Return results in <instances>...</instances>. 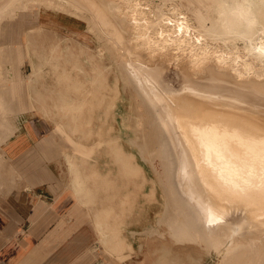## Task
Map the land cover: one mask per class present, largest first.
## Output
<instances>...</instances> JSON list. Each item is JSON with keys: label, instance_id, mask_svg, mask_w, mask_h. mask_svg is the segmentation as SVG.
<instances>
[{"label": "bare ground", "instance_id": "bare-ground-1", "mask_svg": "<svg viewBox=\"0 0 264 264\" xmlns=\"http://www.w3.org/2000/svg\"><path fill=\"white\" fill-rule=\"evenodd\" d=\"M0 8V135L16 107L29 115L25 90L45 122L58 118L41 146L51 160L64 157L65 189L87 210L108 256L133 251L127 232H137L123 220L111 224L112 209L98 204L117 197L114 214L132 216L139 197L156 196L159 187L158 226L191 250L183 257L201 250L215 264H264V0H0ZM41 10L84 22L96 49L46 32ZM169 67L177 85L166 79ZM62 80L71 82L68 91ZM3 95L16 99L15 108ZM86 143L115 164L121 193L95 168ZM133 151L156 176L149 193ZM143 232L161 231L148 225ZM170 251L164 247L159 259Z\"/></svg>", "mask_w": 264, "mask_h": 264}, {"label": "crops", "instance_id": "crops-1", "mask_svg": "<svg viewBox=\"0 0 264 264\" xmlns=\"http://www.w3.org/2000/svg\"><path fill=\"white\" fill-rule=\"evenodd\" d=\"M48 133L22 116L4 145L21 186L0 195V264H121L107 255L89 220L80 223L86 210L65 189L59 153L51 160L41 146Z\"/></svg>", "mask_w": 264, "mask_h": 264}, {"label": "rangeland", "instance_id": "rangeland-1", "mask_svg": "<svg viewBox=\"0 0 264 264\" xmlns=\"http://www.w3.org/2000/svg\"><path fill=\"white\" fill-rule=\"evenodd\" d=\"M3 8L4 9L10 8V10H12L9 4H7L6 6H3ZM0 10H1L0 13H2L3 9L0 8ZM103 23H105L104 20H103ZM38 24L39 26H42L45 29H47L46 32L48 33L54 31L59 37H66L68 39L72 38L73 41H77L81 43L87 42L90 45L92 50L96 49V46H97L96 41L95 40L93 41L94 37L92 36L91 33H89L86 30V24L72 16L63 14L58 10L47 11V12H44L43 10H41L39 14V18H38ZM105 41L107 44L111 45L110 39L105 38ZM29 72H30V63L29 61L26 60L23 64V69H22L23 77L26 78ZM165 72L170 74V76L166 78L167 81H170L171 84L173 85H177L179 78L175 74V69H173V67H169L167 70H165ZM58 73L59 71H57V73L54 76H52L55 83L58 81V78H57ZM76 73H77L76 71H72L71 75L74 76ZM67 75L69 76V74ZM5 76L6 75L3 72H0V92L3 88L2 79ZM4 82H5V85L8 83L5 79H4ZM68 83L70 84L71 82L66 81V80L61 81L60 84H62L63 92H65L64 90L68 91V85H67ZM59 88L61 89V87L57 83V86L55 87V93H57L56 91L59 90ZM1 95L2 94L0 93V96ZM3 97L7 99V101L12 107L14 106L15 108L16 99L14 98L11 99L8 97L6 98L5 95H3ZM53 97H55V100H56V94H54ZM24 100H25L24 103H27V107L30 109L29 115H27V117L32 118L33 121L36 123V125L40 129L45 128L46 130L49 129L52 131L55 126L54 119L58 120V118L55 116L54 118L52 117V119L50 118L47 119L48 121L45 122L46 119L44 120V117L41 114L35 113L34 112L35 110H33L32 107H29L28 105L30 104L29 97H28L26 90L24 92ZM123 102H124L123 103L124 113L122 114H125L129 109L128 99L127 98L124 99ZM18 112H20V110L18 109V107H16V110L13 113L12 112L9 113L8 118H6L4 121L6 123V126H5L6 131L3 135H0V138H1L0 139V195H6L8 190L11 191L13 188H16V186L18 187L21 186L20 185L21 179H19V177L18 178L16 177V172L13 170L8 159L6 158L5 149H4V145L7 144L6 141L10 140L9 138L13 134L12 132L16 130L15 131V134H16L19 131V124H20L22 116L20 117L18 115L19 114ZM96 117H97L96 115L93 116V123L96 121ZM0 122H1V118H0ZM118 122L119 123H116L114 126L115 127L114 132L116 133L120 132V124H122L121 115L118 118ZM93 138H94V142L97 143L98 138L95 134L92 136V139ZM95 143L94 145L90 144L89 146H88V143H86L84 152L85 153L89 152L91 154V156L93 157L92 161L93 159L95 160V162L93 161V163L95 164V168L98 170L101 176L108 175L109 179L111 180L110 185H112L113 192L121 193L122 188L120 184L124 182V180L120 177L119 178L117 177L118 173L116 174L115 164L110 163V161L106 163L108 161V157L104 154L103 149H101L100 147H99L100 150L99 148L98 150L95 149L96 148ZM59 144L61 145L60 146L61 150L66 148L67 151L69 152L72 151V146L70 147V144H68V142L66 143L64 140L63 141L60 140ZM90 148H92V150H90ZM125 148L127 152L130 151L128 146L125 145ZM133 153L136 155L135 162L141 166L142 173L147 177V179H149V182L145 184V188H142V191L144 192L147 191L146 193H149L152 182H155L156 180V176L154 172L151 170L150 165L143 162L142 159L139 157V155H137L136 151H133ZM52 159H55V158H52ZM57 164L59 166L58 167L59 173L61 174L63 180L67 184L69 176L67 173L66 165L64 163V157H62V155L60 156V154L58 155V158H57ZM84 172H87V171L84 170ZM114 177L116 178L114 179ZM155 194L156 196H152V197L149 195L140 196L138 205H136L138 213L132 216H129L128 213H126V216L124 215L123 217L119 218L117 215L114 214V212L118 211V208H117L118 198L117 197L106 199L103 201L102 204H98L99 208L109 206L107 208L112 209L113 212L108 214V221L111 224L115 225L120 220H123L124 222H126V226L128 230H133L137 232V235L134 238H131L128 235L129 232H127L128 240L131 241L134 250L131 252H126L123 256H120V257L116 255L120 263L121 264H173V263L174 264L175 263L176 264H215L216 260L214 259L211 260L210 258L207 259V257L201 250L192 251L191 256L183 257V254H185L186 251H191V250L189 248L184 249V247L182 246L178 247L177 245H174L171 238L168 236L166 232V226H164L163 224L158 226L157 217L160 214V211L162 210L161 191L159 187H157ZM77 206L81 207L80 205H77ZM79 207H76V208L78 209ZM80 219H81L80 223L82 221L88 220L87 210L82 215V217H80ZM89 224H90L91 232H93L94 229L92 228V223L90 220H89ZM148 225L158 227V229L161 232H155L154 233L155 235L152 234L151 232H147V233L143 232V229ZM150 233L152 234V238H147L149 236L145 234H150ZM140 245L142 246L141 250H139ZM164 247L170 248L172 252L170 251L171 255L168 254L166 258L160 260L159 258L161 257L163 253ZM178 254H180L181 257H179Z\"/></svg>", "mask_w": 264, "mask_h": 264}]
</instances>
